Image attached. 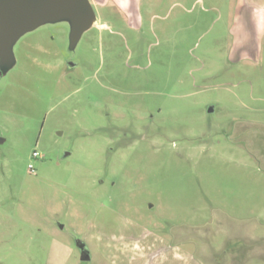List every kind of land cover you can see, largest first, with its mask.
Wrapping results in <instances>:
<instances>
[{"label":"rangeland","instance_id":"rangeland-1","mask_svg":"<svg viewBox=\"0 0 264 264\" xmlns=\"http://www.w3.org/2000/svg\"><path fill=\"white\" fill-rule=\"evenodd\" d=\"M143 2L0 58V264H228L263 211L264 58L232 56L231 0Z\"/></svg>","mask_w":264,"mask_h":264},{"label":"crops","instance_id":"crops-1","mask_svg":"<svg viewBox=\"0 0 264 264\" xmlns=\"http://www.w3.org/2000/svg\"><path fill=\"white\" fill-rule=\"evenodd\" d=\"M90 1L93 6L97 7L116 6L132 23L140 24L143 21L142 8L144 0ZM202 1H209L208 3H212L219 8L220 6H225L229 0ZM231 7L233 18L232 34L234 35V42L231 48L232 56L237 55L239 61H252L257 58L261 61L264 58V0H231ZM95 21L96 18L94 19ZM12 54L11 47V58ZM257 198L258 196H256ZM262 204L264 205V197H262ZM262 210L257 212L259 218L251 220L250 227L244 228V233L241 234V237H237V235L232 237L233 239H243L241 241L243 245L235 242L233 248L228 252L230 256L226 261L228 264H264V207ZM216 264H219L218 261Z\"/></svg>","mask_w":264,"mask_h":264},{"label":"water","instance_id":"water-1","mask_svg":"<svg viewBox=\"0 0 264 264\" xmlns=\"http://www.w3.org/2000/svg\"><path fill=\"white\" fill-rule=\"evenodd\" d=\"M62 18L71 19L73 36H80L95 19L90 0H0V58H11L12 44L39 25ZM72 66V65H71ZM4 140L0 139V144ZM81 260H92L88 246L76 241Z\"/></svg>","mask_w":264,"mask_h":264},{"label":"built area","instance_id":"built-area-1","mask_svg":"<svg viewBox=\"0 0 264 264\" xmlns=\"http://www.w3.org/2000/svg\"><path fill=\"white\" fill-rule=\"evenodd\" d=\"M33 157H34V158H38V157H40V155H39L38 152H34ZM30 168H31V166H30Z\"/></svg>","mask_w":264,"mask_h":264}]
</instances>
